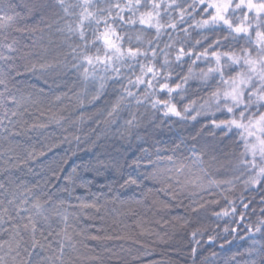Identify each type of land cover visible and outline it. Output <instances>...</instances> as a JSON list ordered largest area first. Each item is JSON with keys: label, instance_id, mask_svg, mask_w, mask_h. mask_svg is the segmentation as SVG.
Wrapping results in <instances>:
<instances>
[{"label": "snow or ice", "instance_id": "obj_1", "mask_svg": "<svg viewBox=\"0 0 264 264\" xmlns=\"http://www.w3.org/2000/svg\"><path fill=\"white\" fill-rule=\"evenodd\" d=\"M220 221L264 264V0H0V264H218Z\"/></svg>", "mask_w": 264, "mask_h": 264}, {"label": "trees", "instance_id": "obj_2", "mask_svg": "<svg viewBox=\"0 0 264 264\" xmlns=\"http://www.w3.org/2000/svg\"><path fill=\"white\" fill-rule=\"evenodd\" d=\"M170 135H171L170 133H166L164 138H168V136ZM71 149L76 151V156H71L69 154V163L68 165H66V167L69 168V170L75 165H81L82 161H87L92 156L97 155L99 153H103L105 157L111 156L115 159H119L123 161L125 158H130L132 153L135 151L134 146L129 147L127 144H121V143H110L106 146V148L99 149L97 153H86L83 150H77L75 143L71 145ZM66 152H69L68 144L59 146L57 149L53 150V153L49 155V160L54 159V158H59L60 156H63ZM97 179L100 183L104 182L103 177H98ZM172 214L173 215L184 214V210L174 209ZM224 226H225L224 221H220L217 224L212 225V229H215V232L213 234H218V238L215 241V245L213 246L215 250L218 253H220L218 264H223L225 257L231 255V252L222 251L219 247L220 244H224V237L226 236V234L223 233L222 231ZM232 226L235 227V225H232ZM157 227H161V226H157ZM162 230L171 232V227L170 225L163 226ZM241 235H243V233H241ZM227 239L231 240L232 237L228 236ZM204 240L205 241L207 240L206 236L204 237ZM177 244H182V245L187 244V240L186 238H184L183 233L178 234L177 237L173 240L171 246L169 247H165L164 245H154L153 247L155 248V250L152 252L150 256L145 258V264H150L151 261H159L162 257L166 259L167 256L165 255V253L176 256L178 252V249L176 248ZM240 244H241V241L239 239L234 241L233 244L231 245L232 251H235L237 246H239ZM228 247H229L228 245H225V249H227ZM204 249L205 250L203 254L205 255L208 253V251L211 250L207 244L204 245ZM179 260H180V264H182L183 253H179Z\"/></svg>", "mask_w": 264, "mask_h": 264}]
</instances>
